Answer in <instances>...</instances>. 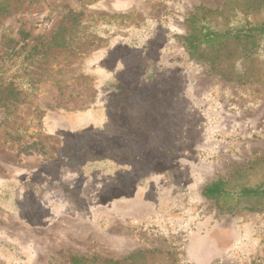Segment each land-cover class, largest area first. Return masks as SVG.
I'll list each match as a JSON object with an SVG mask.
<instances>
[{"label": "rangeland", "instance_id": "374dc122", "mask_svg": "<svg viewBox=\"0 0 264 264\" xmlns=\"http://www.w3.org/2000/svg\"><path fill=\"white\" fill-rule=\"evenodd\" d=\"M20 5L0 18L3 78L21 91L0 108V264H264V203L229 214L202 196L264 178V61L229 82L180 44L190 15L223 0ZM157 81L179 95L152 129Z\"/></svg>", "mask_w": 264, "mask_h": 264}, {"label": "trees", "instance_id": "16d2710c", "mask_svg": "<svg viewBox=\"0 0 264 264\" xmlns=\"http://www.w3.org/2000/svg\"><path fill=\"white\" fill-rule=\"evenodd\" d=\"M20 1L0 0V18L20 8ZM263 12L264 0H223L222 7L216 10L199 7L188 18L187 33L180 37V44L191 60L207 65L221 79L229 82H250L258 73L255 65L264 61V22L256 19ZM136 57H142L141 63L146 59L141 54ZM124 66L128 69V65ZM3 69L4 64L0 63V108L8 111L21 102V91L13 80L3 78ZM156 88L152 94L153 120L156 125L152 129L168 126L175 113L170 108L164 111L163 105L167 97L176 99L179 95L173 85L161 86L157 81ZM178 110L176 123L181 125L184 122L183 111ZM180 134L183 136V132ZM173 140L176 145L183 144V138L179 135H175ZM186 145L184 143L183 148ZM182 151L183 149H177L176 152L178 154ZM105 156L106 152L103 156L97 154V159L94 160L102 161ZM257 166L264 169V159ZM202 196L214 201L224 213L261 211L264 203V178L253 184L250 183L247 173H235L229 179H218L205 186ZM139 256L143 258V255ZM134 258L135 256L128 257L126 264H132ZM72 261L74 264L85 262L80 258H73ZM102 264L117 263L105 261Z\"/></svg>", "mask_w": 264, "mask_h": 264}]
</instances>
